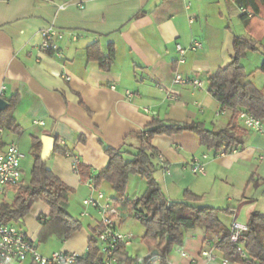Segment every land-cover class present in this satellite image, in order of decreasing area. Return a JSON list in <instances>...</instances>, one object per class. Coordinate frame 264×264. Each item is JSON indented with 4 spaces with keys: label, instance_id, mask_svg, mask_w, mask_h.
<instances>
[{
    "label": "crops",
    "instance_id": "0c3cea01",
    "mask_svg": "<svg viewBox=\"0 0 264 264\" xmlns=\"http://www.w3.org/2000/svg\"><path fill=\"white\" fill-rule=\"evenodd\" d=\"M242 12L234 0H0V98L17 96L12 110L15 129L0 126V149L9 142L18 145L22 173V165L32 167L35 151L40 156L41 137L54 138L46 165L71 189L67 213L78 220L79 228L66 238L56 229H43L40 218L50 208L38 200L21 218L4 223L24 231L46 256L56 251L83 255L93 237L101 259L96 239L99 216L82 200L111 189L106 182L97 187L92 182L107 162L104 146L135 152L136 133L154 116L170 123L199 121L208 129L227 127L231 113L218 114L221 106L208 90V77L231 61L236 36L255 47L241 60L261 49L264 55V18L253 19L245 28ZM47 28L61 36L53 38L55 49L42 50ZM195 41L200 47L187 50L179 63L176 46L188 48ZM93 43L101 55L112 49L108 68L89 57L86 48ZM263 62L256 66L263 73L262 89ZM175 73L202 84H175ZM252 77L250 73L248 81L259 88ZM237 124L246 130L244 146L231 153H212L201 146L196 133L185 130L150 140L156 150L154 175L168 200H185L191 193L200 196L201 203L227 208L219 218L229 231L233 222L246 225L252 211L264 215V132L246 128L238 118ZM197 160L202 172L193 170ZM3 195L0 204L10 202L14 190ZM138 195L135 191L131 197ZM119 211L118 228L132 232L125 216L135 217L128 210ZM220 234L199 227L187 230L182 244H174L167 253V264H241L223 258L217 245ZM40 240L49 242L38 249ZM130 245L119 255L128 264L154 251L143 244V256L131 255ZM202 251H212L215 258L207 259Z\"/></svg>",
    "mask_w": 264,
    "mask_h": 264
},
{
    "label": "trees",
    "instance_id": "16d2710c",
    "mask_svg": "<svg viewBox=\"0 0 264 264\" xmlns=\"http://www.w3.org/2000/svg\"><path fill=\"white\" fill-rule=\"evenodd\" d=\"M234 1L240 8L245 9L241 13L245 28H249L253 19L264 18V0ZM95 44L97 43L86 48L89 57L96 58L102 67L108 68L113 62L112 49L110 48L106 55H101L98 50H94L97 48ZM254 49L248 39L236 36L231 61L208 77V90L220 104V110H228L231 113L227 127L208 129L199 121L170 123L154 116L141 132L136 133L139 143L135 152L104 146L108 159L105 166L92 177L93 185L97 187L102 182L110 185L118 195L117 198L113 197L117 207L131 212L144 226L141 242L150 252L157 251L156 255L150 253L149 256H156L159 264H167L166 256L172 246L182 244L184 233L196 227L206 232L221 233L217 245L225 260L241 264H264V215L252 211L246 223V231L240 235L237 242L231 241L229 229L219 218V213L228 211L227 208L201 203V197L191 193H186L185 200H168L154 175L158 169L153 160L156 150L150 144L154 135H171L185 130L196 133L201 146L212 153L240 151L244 146L246 130L237 124L238 111L247 110L255 117L264 119V89L257 88L249 81H242L247 72L241 64V58L248 50ZM259 68L264 71V62ZM4 99L8 105L0 111V126L15 129L12 110L17 96ZM34 157L29 185L24 187L20 183L18 190L12 187V200L0 204V220L16 221L28 211L33 202L43 201L50 208L49 214L40 218L43 229H56L61 238H66L79 228L78 220L67 213L71 189L51 173L46 160H41L38 152L35 151ZM131 175L139 176L145 183L143 192L135 196V199L127 192ZM238 248L243 250L244 256L240 255ZM98 253V247L92 237L87 252L80 257L79 262L99 264ZM118 254L120 255V251Z\"/></svg>",
    "mask_w": 264,
    "mask_h": 264
},
{
    "label": "built area",
    "instance_id": "2783aa9c",
    "mask_svg": "<svg viewBox=\"0 0 264 264\" xmlns=\"http://www.w3.org/2000/svg\"><path fill=\"white\" fill-rule=\"evenodd\" d=\"M244 12L245 9L241 8ZM250 16V13H248ZM43 39L40 45L42 50L55 49L53 38L61 36L52 28H47L42 32ZM200 47V42L195 41L188 48L177 45L179 53V63L184 62V55L187 50H195ZM59 54V53H58ZM173 82L175 84H193L201 86V81L197 78L183 76L175 73ZM4 87L0 88V96L3 94ZM129 94V93H128ZM169 97H173L171 94ZM226 111V110H225ZM224 110H220L218 114H224ZM238 120L243 125L257 133L264 132V123L262 119L255 117L247 110H239L237 113ZM0 127V131H1ZM62 143V142H61ZM23 154L20 152L15 142H9L4 150L0 149V194L7 192L12 187H16L21 183V159ZM194 171H203V165L198 160L194 164ZM76 171V170H75ZM82 205L96 209L99 216V227L96 231V239L100 244L102 258L99 264H127L119 257V251L131 242V235L123 233L117 224L120 217V211L116 203L112 199L105 198L102 191H96L95 195L83 198ZM86 214V211H83ZM246 231V225L233 222L230 227V239L237 242L240 235ZM240 255L244 256L241 248H238ZM182 255H186L182 252ZM202 255L207 259H214L215 255L212 251H202ZM81 254L72 251H56L51 255H42L38 252L34 241L20 228L13 224L0 221V264H13L30 261L35 264H78ZM156 256H146L134 260L130 264H153L157 261Z\"/></svg>",
    "mask_w": 264,
    "mask_h": 264
},
{
    "label": "rangeland",
    "instance_id": "374dc122",
    "mask_svg": "<svg viewBox=\"0 0 264 264\" xmlns=\"http://www.w3.org/2000/svg\"><path fill=\"white\" fill-rule=\"evenodd\" d=\"M248 54H249V56L246 59L243 58L241 60V64L244 65V67L248 73L246 75V77L242 79V81L243 82L248 81L250 79L249 78L250 73H253L252 78H253L255 84L260 88L262 83H263V73L260 70H257L256 66H258L257 64H259L261 62V60L264 59L263 51L261 49V51L250 52ZM28 166L25 167L24 165H22L21 184L24 187L29 185L30 178H31V172L30 171H31L32 167L29 168ZM20 185H18V187H15V188H17V190H18V188H20L19 187ZM144 188H145V183H144L143 179H141L137 175H131L130 176L129 181H128V186H127V191H128L130 196L133 197V194L135 191H137L138 194L142 193ZM103 192L105 193V196H109V195L111 197L116 196L115 195L116 193L112 189L108 190L107 188H104ZM10 197H12V194H9V196L7 195V199H9ZM3 198H4V195L0 194V200H2ZM123 211L126 212L127 210H123ZM18 224L20 226H22L21 223H17V226H18ZM126 225L128 227H131V226L134 227L133 231L130 232L131 234L126 233V234L131 235V242H130L131 245L129 247L130 254L131 255H137V256H143L145 254V247L141 243V237L145 231L144 226L138 220L134 219L133 217H129L127 215L125 216V226ZM48 242L47 241L45 242V240H40L39 243L36 242L38 244V249H42V247H44V245H46Z\"/></svg>",
    "mask_w": 264,
    "mask_h": 264
},
{
    "label": "water",
    "instance_id": "95a60500",
    "mask_svg": "<svg viewBox=\"0 0 264 264\" xmlns=\"http://www.w3.org/2000/svg\"><path fill=\"white\" fill-rule=\"evenodd\" d=\"M7 105L8 102L5 99L0 98V111L3 110ZM41 141H42V149L40 152V158L41 160L45 161L49 157L50 152L52 150L54 144V138L49 137V135L42 136ZM156 253H157L156 250L152 252V254H156Z\"/></svg>",
    "mask_w": 264,
    "mask_h": 264
}]
</instances>
